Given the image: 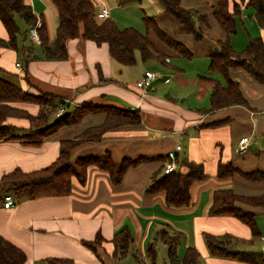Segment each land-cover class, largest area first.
Here are the masks:
<instances>
[{
    "label": "crops",
    "instance_id": "0c3cea01",
    "mask_svg": "<svg viewBox=\"0 0 264 264\" xmlns=\"http://www.w3.org/2000/svg\"><path fill=\"white\" fill-rule=\"evenodd\" d=\"M92 1L94 12L104 5L109 9V18L113 19L116 24L118 23L119 18L116 14L113 15L116 6L111 3V0ZM124 1L127 0H119V4ZM24 2L31 6L38 24L44 23L48 41L53 40L58 25V11L53 2L51 0H24ZM147 3L148 12L143 13L142 16L157 17L164 13L158 0H147ZM236 20V33L230 36V43L236 51H241L248 45L251 37L263 35L264 29L257 25L254 8L251 6H242L241 13ZM27 29L29 27L25 25V28L21 30ZM0 38L8 39V34L1 21ZM26 40L31 41L34 51L36 46L39 47L34 44L29 35ZM26 40H20V43L29 44ZM66 46L69 56L65 60L30 59L26 64L18 57L15 50L0 46V78L10 81L21 90L33 95H39L41 92L56 95L58 99L64 101L65 109L71 107V111L83 103L137 110L141 119L140 125L109 130L100 140L87 141L79 146L98 144L107 139L117 148L122 149V154L125 155L122 158L164 157L167 160L166 155L172 150L171 146L163 155L155 152V154L133 157L127 156V153L139 143L146 145L150 141L157 143L159 134H165L163 132L169 130L171 134L181 135L184 139L175 144V146L181 144V149L176 152L178 157L200 163L208 178L191 185L190 205L176 208L165 203L163 190L152 194L145 191L152 174L160 166L157 160L129 169L117 185L109 181L106 172L91 166L88 168L85 184L81 185L73 181L72 190L67 195L41 196L32 199L13 197L14 205L9 208L3 206L4 194L0 195V236L19 247L25 253L29 264H46L45 260L48 257L70 258L74 264H116L115 260L125 259L129 252H133L134 243L136 247L139 244L142 245L140 248L142 250L146 245L147 252L149 243H153L148 241L149 235L151 232L156 233L159 239L157 232L161 229L179 232L180 238L183 233L190 234L191 241H186L182 254H179L178 249L177 253L179 257H182L186 248L194 247L196 250L198 248L199 264H264V261L251 263L228 257L212 256L204 237L202 240L204 232L215 235L228 233L234 236L237 242L244 239L246 247L260 245V251L264 254V209L257 210L261 207L241 205L242 208L255 213L256 224L260 231V235L255 237L252 236L250 228L238 219L231 216H212L208 212L215 189L232 188L243 195L264 193V188L257 187H242L241 190L240 188H235V190L232 187L234 175L224 179H218L215 176L220 160L230 161L234 167L242 171L264 170V150L250 151L251 144L247 145L244 153H240L241 157L237 159V164L230 159V150L236 151L239 138L246 136L241 130L236 147H234V139H236L234 128L243 112H248L250 118L254 119L248 129L249 133L258 132L262 141L264 140V104L259 107L252 101L253 98L245 95L236 77L243 78L251 84L252 92L257 84L261 83L256 84L257 81L254 83L250 81L245 75L246 72L243 73L241 68L230 69L229 75L231 79L239 83L249 107L233 105L215 110L209 115L204 111L210 106L209 96L212 83L201 75L209 74L220 78L222 82L223 79L216 72L209 70V58L206 56V51L205 59H197L191 66L179 59L183 57L174 55L166 58L164 62L156 58L147 59L157 61L164 70H170L161 72L158 81L149 90L136 87V82L146 70L153 71L143 65L147 60L143 61L140 56L139 58L136 56V62L133 65L125 66L110 57L106 43L97 44L93 40L76 37L69 39ZM39 51L40 49L35 52L39 53ZM191 59L193 56L188 60ZM139 61L143 63L139 65ZM134 66H138V72L132 73L131 68ZM99 72L105 79L104 81H100ZM188 93H192L195 99L189 98L187 101ZM205 101L207 106H205ZM10 105L32 115L38 111V106L33 103L17 102L10 103ZM226 109L231 110V113L224 117L228 119L225 124L202 125V123L211 122L205 121L207 117ZM90 116H99V122L82 127L71 137H56L59 132H64L62 130L65 128L81 124L85 118ZM103 119L104 114H88L78 124L62 126L40 143L32 144L26 143V139H29L27 138L28 121L25 118L8 117L6 122L13 124L16 130L25 133L16 135L18 138L0 140V177L14 168L28 172L48 165L58 156L60 140L73 138L85 128L101 123ZM154 134H158L157 137ZM108 151L114 160V150L108 149ZM259 161L262 166H259ZM146 164L155 165L148 176L149 183L148 180L138 182L137 177L131 174ZM124 227L130 230L133 241L127 255L123 258H116L113 256L114 246L111 239L116 231ZM97 233L102 236L103 240L96 250L92 251L86 248L82 241L94 240ZM255 238H257L256 243ZM134 252H140L139 248ZM140 255L144 256L143 252H140ZM134 259L136 260L135 257ZM144 263L146 264L145 261ZM151 264H155V260L154 262L151 260Z\"/></svg>",
    "mask_w": 264,
    "mask_h": 264
},
{
    "label": "trees",
    "instance_id": "16d2710c",
    "mask_svg": "<svg viewBox=\"0 0 264 264\" xmlns=\"http://www.w3.org/2000/svg\"><path fill=\"white\" fill-rule=\"evenodd\" d=\"M58 11V25L55 37L48 41L45 25L37 24V17L30 5L24 0H0V21L8 34V39L0 38V46L16 51L18 57L26 64L30 59L65 60L68 58L66 43L69 39L81 37L90 39L97 44L106 43L110 57L121 65H133L136 62V52L145 61L156 58L162 62L172 55L190 59L192 51L181 41L169 34L159 23L156 16H142L143 31L133 26L119 28L111 18L97 20L94 15L92 0H51ZM163 12L171 16L178 24V29L199 40L204 30L211 26V19L223 32V36L215 41V45L207 48L209 70L222 77H212L209 74L201 76L212 83L209 96L210 106L204 111L213 112L233 105L249 107L243 96L240 85L231 79L229 70L241 68L258 83L264 84V33L251 37L248 45L241 51H236L230 36L236 33V19L241 13L242 6L253 7L257 25L264 29V0H213L209 13H200L196 9L186 8L181 0H158ZM16 18L21 19L29 28L36 25L40 37L39 53L34 51L31 44H22L26 40L27 30H21ZM32 40V39H31ZM33 41V40H32ZM34 42V41H33ZM35 43V42H34ZM36 44V43H35ZM100 81H104L99 72ZM56 95L41 92L33 95L21 90L10 81L0 78V140L18 138L14 134L16 127L6 122L8 117L25 118L28 121L26 143L37 144L50 136L58 128L78 124L82 119L93 113L104 114L101 123L85 128L73 138L62 139L59 143L58 156L48 165L33 171H22L14 168L0 177V195L11 194L17 198H37L41 196H60L71 192L73 181L83 185L86 182L89 167H96L108 174L109 181L117 185L125 173L142 163L157 160L159 168L152 174L145 191L149 194L164 191L165 203L169 206L182 208L190 205V187L193 183L208 178L200 163L176 155L177 169L164 173L163 169L168 160L164 157H124L114 161L106 150L100 155L77 156L72 159V151L84 142L100 140L109 130L123 126L141 124L137 110H125L114 106H96L83 103L73 111L56 116L57 109L64 104ZM27 102L38 106L35 115L18 109L10 103ZM55 115L53 121L50 117ZM227 118L213 120L202 125L218 126L225 124ZM25 142V141H24ZM167 159V157H166ZM166 161V162H165ZM234 174L250 182H263L264 170L242 171L234 167L230 161L217 164L215 176L218 179L232 177ZM242 204L264 209V193L258 195H243L232 188H218L212 193L209 214L212 216H231L246 224L252 236H259L260 231L255 220V213L242 208ZM159 239L167 249L169 264H199V253L194 247L185 249L182 257L178 256L176 245L180 238L179 232H169L161 229ZM205 244L210 255L228 257L245 262L260 263L264 261L261 252H247L236 247L237 239L228 234L215 235L203 233ZM102 236L97 233L94 240H83L82 244L95 251L102 242ZM113 256L123 258L127 255L133 241L130 230L124 227L116 231L111 239ZM148 255L155 260L153 243L148 245ZM136 260L139 255L134 254ZM46 264H74L70 258L48 257ZM0 264H29L25 253L16 245L0 236Z\"/></svg>",
    "mask_w": 264,
    "mask_h": 264
},
{
    "label": "rangeland",
    "instance_id": "374dc122",
    "mask_svg": "<svg viewBox=\"0 0 264 264\" xmlns=\"http://www.w3.org/2000/svg\"><path fill=\"white\" fill-rule=\"evenodd\" d=\"M182 5L186 8H193L196 9L197 11H199L200 13H209L210 9H211V5L213 4V0H181ZM112 4H115L116 8L113 11V15L116 14L117 17L119 18L117 25L120 28H124L126 26H133L135 28H137L140 31H143L144 29V25L143 22L141 21V16L143 13L148 12L147 11V7H148V3L147 0H141L140 2L138 0H127L124 1L122 4H119V0H111ZM147 14V13H146ZM157 19L159 21V23L161 24V26L169 33L171 34L174 38H176L177 40L181 41L182 43H184L193 53V59L188 60V59H184V58H179L181 61H183L185 64L191 66L192 63H194V61H197V59H205V51L208 47H212L215 45V41L217 38L223 36V32L221 31V29L217 26V24L211 19L210 17V22H211V26L209 29H205L203 38L201 40H194L190 35L186 34L185 32H182L178 29V24L174 21V19L169 16L166 13H162L161 15H157ZM16 20L18 21L21 29L25 28V24L24 22L19 19L16 18ZM29 44H31L30 40H26ZM33 43V42H32ZM35 44V43H34ZM39 47L36 46L35 47V51H38ZM136 56L137 58H139L138 52H136ZM139 65H141L143 62L139 61L138 62ZM143 65L148 66V68H151L154 72H156L157 74H160L161 72H168L170 70H164L163 67L160 66V64L155 61V60H147L143 63ZM145 66V67H146ZM132 69V73L138 72V66H134ZM244 72V70H241ZM246 77H248V79H250V81H253V83L255 82V80L253 78H251L248 74H246ZM240 83H241V89L243 90L244 94L250 96L252 99V101L257 104V106L262 107L264 104V84H257L258 82H255L257 84V86L254 89V92H252V86H250L251 84H249L246 80L244 81L243 78H239ZM13 81H16V79H12ZM158 81L155 79L151 85L148 87V89L150 90L154 83ZM252 83V82H251ZM252 92V93H251ZM139 93V92H138ZM253 95V96H252ZM192 98L195 99L194 96L192 95V93H188L186 95V100L189 101L188 99ZM185 99V98H184ZM200 100V99H198ZM186 101V102H187ZM185 102V101H184ZM188 103V102H187ZM199 103H201V101H199ZM205 106H207V102L205 101ZM201 106V105H200ZM72 108L71 107H67L64 111V113L67 112H71ZM213 112H209L207 114H213ZM229 113H231V110H223V111H219L216 112V114L214 116H209L207 117V119L205 121H212V120H216V119H222L225 116H227ZM99 116H90L88 118H85L81 124H78L76 126H73L71 128H65L64 132H59L57 134L56 137L58 136H63L65 138L67 137H71L72 135L76 134V132H78L79 129H81L82 127L85 126H89L92 124H96L98 123V118ZM55 118V115H52L50 117V121H53ZM254 121V119L248 115V112H243L242 113V117L240 120L237 121L234 131H235V136L236 139H234V147H236L237 144V140H238V136L241 133V130L246 134V136L249 138V143L250 148L249 150L251 151H255L257 149H263L264 150V140L262 141L261 139V135L258 134V132H252L249 133L248 129L251 127L252 122ZM25 132L20 131V130H16L14 132L15 135H21ZM165 134H159V139L157 143H152L151 141L149 142L148 145L146 144H142L139 143L137 144L135 147H133V150H128L127 156H137V155H149V154H155V152L157 154H161L163 155L171 146L172 150L175 148V144L177 142H182L184 139L181 138L182 136H178V135H173L170 133L169 130H166L165 132H163ZM155 137H157L158 134H154ZM264 135V134H263ZM178 139V140H177ZM177 140V141H176ZM181 145V144H180ZM108 149H113L114 150V160L115 161H119L123 156L122 154V149H119L116 147V145L114 143H111V141L104 139L102 140V142L98 143V144H85L83 146H79L77 148H75L72 151V159L76 158L77 156H84L86 154H103L105 150ZM181 153V152H180ZM247 154V153H246ZM241 157V154L236 152L234 149L230 150V159L232 161H235L237 164V159H239ZM258 164H260L259 166H262L260 161L258 162ZM155 165L154 164H146L141 166L138 170H136V172H134V177H137L138 182L143 181V182H147L149 183V174L151 172V170L153 169ZM234 180L232 182V187L235 189H239L241 190L242 187H257L259 189L264 188V182L261 183H252L249 181H246L245 179H243L242 177H240L237 174H234ZM147 184V183H146ZM140 186V184H138ZM235 189V190H236ZM249 208V207H248ZM251 209V208H249ZM253 209V208H252ZM258 209H262L263 208H257ZM150 237L148 238V241L153 242V248L155 250V264H169L168 260H167V245L164 244L163 242H161L157 237H156V233H152L149 235ZM156 238V240H154ZM189 240L191 241V235L187 234V233H183L182 237L180 238L178 244H177V249L179 254H182L185 246H186V241ZM202 240H203V236H202ZM257 241V238H255V243ZM246 242L243 240H238V242H236V247L240 250H244L247 252H261L260 251V245H254V247H246ZM142 247V245H138L136 247V243L133 244L132 249L133 252H129L128 256L125 259H117L116 264H145L144 261L146 262V264H151V260L149 258V256L147 255L146 252V248L147 246L144 245L143 250L140 249ZM139 248L140 252H143L144 256L140 255V252L136 253L137 255H139V260H135L134 259V250ZM142 250V251H141ZM198 250V248H197Z\"/></svg>",
    "mask_w": 264,
    "mask_h": 264
},
{
    "label": "built area",
    "instance_id": "2783aa9c",
    "mask_svg": "<svg viewBox=\"0 0 264 264\" xmlns=\"http://www.w3.org/2000/svg\"><path fill=\"white\" fill-rule=\"evenodd\" d=\"M95 18L97 20H103L109 17V9L106 6H102L98 9V11H96L94 13ZM38 24V22H37ZM28 34L29 37L36 43L39 44L40 43V37L38 35V32L36 30V25L30 27L28 29ZM19 65V64H17ZM159 77V74H157L154 71L151 70H146L142 77L136 82V87L140 88V89H146L148 88L151 83L157 79ZM65 110V105L62 104L56 111L55 115L59 116L61 115ZM249 143V138L247 136H242L239 138L238 140V146H237V152L238 153H244L247 149V145ZM181 149L180 145H176L175 148L173 150H170L167 152V163L163 169L164 173H168L174 169H177L178 165L176 162V155H177V151H179ZM14 205V198L11 194H5L3 197V206L6 208L12 207Z\"/></svg>",
    "mask_w": 264,
    "mask_h": 264
}]
</instances>
